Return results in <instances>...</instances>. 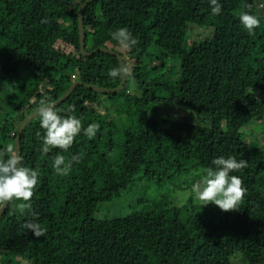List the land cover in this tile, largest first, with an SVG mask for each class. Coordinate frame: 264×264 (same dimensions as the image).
Returning <instances> with one entry per match:
<instances>
[{
  "label": "trees",
  "instance_id": "16d2710c",
  "mask_svg": "<svg viewBox=\"0 0 264 264\" xmlns=\"http://www.w3.org/2000/svg\"><path fill=\"white\" fill-rule=\"evenodd\" d=\"M85 1L0 0V151L14 148L19 125L40 99L55 102L74 81L120 85L108 76L119 67L116 58L79 53L76 12ZM218 2L219 15L209 0H93L86 6L85 51L113 50L134 65L133 78L116 94L78 87L56 107L61 116L80 119L82 128L99 125L95 138L81 132L66 152L43 153L39 118L26 125L20 152L25 166L39 170V183L26 214L13 200L0 218V264H264V149L247 135L259 127L264 144V16L256 0ZM244 11L260 19L253 35L239 22ZM190 25L211 32L181 49ZM119 28L139 41L130 53L112 40ZM173 57L177 71L167 67ZM160 104L187 109L194 123L156 116ZM70 106L74 110L66 111ZM77 154L81 162L67 176L57 175L54 157ZM221 156L248 162L232 173L247 192L230 212L211 203L201 207L191 191ZM138 180L153 187L151 197L136 200L139 210L96 216ZM32 211L44 237L23 228Z\"/></svg>",
  "mask_w": 264,
  "mask_h": 264
},
{
  "label": "clouds",
  "instance_id": "9594fccd",
  "mask_svg": "<svg viewBox=\"0 0 264 264\" xmlns=\"http://www.w3.org/2000/svg\"><path fill=\"white\" fill-rule=\"evenodd\" d=\"M209 5L213 15L221 13L222 6L218 0H209ZM239 22L249 35H253L254 30L260 25L257 15L248 11L239 13ZM111 35L118 49L124 54L130 53L139 44L127 28H119ZM133 70L134 65L131 62L122 63L119 67L111 69L108 76L127 80L133 78ZM73 110L74 108L70 106L66 111ZM35 115L44 130L42 152L45 154L54 148L66 152L78 134L83 132V135L93 139L99 129L96 123L82 128L81 120L75 116H61L55 104L47 97L39 100ZM82 155H72L68 159L63 155H57L54 157L52 167L57 175L67 176L73 164L81 162ZM212 165L204 169L201 178L192 185L191 191L195 199L200 202L201 207L211 203L223 212L236 210L243 201L247 189L243 187L242 179L232 173L246 169L248 162L244 159L237 160L232 156L227 158L221 156L214 159ZM38 183L39 170L25 166L23 157L14 150L12 144H8L3 151H0V212L15 200L20 201L15 206L16 210L22 215L26 214V210L32 208L30 201ZM31 216L32 219L24 223L23 228L36 238L44 237L46 229L38 222V213L32 211Z\"/></svg>",
  "mask_w": 264,
  "mask_h": 264
},
{
  "label": "rangeland",
  "instance_id": "374dc122",
  "mask_svg": "<svg viewBox=\"0 0 264 264\" xmlns=\"http://www.w3.org/2000/svg\"><path fill=\"white\" fill-rule=\"evenodd\" d=\"M79 1V0H77ZM256 4L258 6V8L261 10L262 15L264 16V7H261V5H264V0H256ZM211 32V29L208 27H204V26H197V25H190L188 27V34L187 37L185 39V41L183 42L181 49H188L190 47V44L194 41H198L201 39L206 38L209 33ZM29 43V42H28ZM26 44V47L31 48L32 49V45ZM65 51H69V47L65 46L64 47ZM34 51V50H33ZM37 50L35 52L32 53V51L29 53L30 56H36ZM174 59H176V61H171V59L169 58L166 62H167V67H173V71H177V69L179 68V60L176 57H173ZM39 60L37 59L36 61H34V66L32 67V71L31 74L34 75V71L37 68L38 64H39ZM130 92H134L136 90L134 84L130 85ZM156 116H162L163 114L172 116L174 118L177 119H181L183 121H188L190 123H194V121L190 116V113L188 112L187 109L180 107V106H176L173 104H160L156 107V112H155ZM171 117V118H172ZM263 124V123H262ZM264 125V124H263ZM258 128L256 127V129H254V133L253 135L248 134V138L251 140H254V138H256V140L259 142V148L264 149V144L262 143V140L259 136H261L260 132L258 134ZM259 135V136H258ZM262 137V136H261ZM247 138V139H248ZM145 187V191L144 193L141 192V189H143ZM153 187L151 184L145 182L144 180H138L136 182V184H133L129 191L124 193L122 195V197H120L119 199H115L114 201L106 204L104 203L99 210V213L96 215L98 218L101 217H107V218H114V217H124L127 216L137 210H139L140 208V204H136V200L139 199L141 196H149L151 197V195L153 194L152 191ZM234 264H240L238 261H234ZM260 264V263H258Z\"/></svg>",
  "mask_w": 264,
  "mask_h": 264
},
{
  "label": "water",
  "instance_id": "95a60500",
  "mask_svg": "<svg viewBox=\"0 0 264 264\" xmlns=\"http://www.w3.org/2000/svg\"><path fill=\"white\" fill-rule=\"evenodd\" d=\"M93 0H87L85 1L83 4H81L76 12V16H77V27H78V42H79V53L82 57H90L92 55L98 54V53H102L108 56H111L113 58H116L119 66L124 63L123 59L121 57V55H119L118 53L114 52L111 49H107L104 47L101 48H97L91 52H86L85 51V42H84V29H83V15H84V10L86 8V6L92 2ZM126 80L121 79V83L120 85L115 88V89H106V88H101L92 84H88V83H84L81 81H74L69 87L68 89L65 91V93L55 102H53L55 104V106H59L60 104H62L70 95L71 93L78 87H83L89 91L95 92V93H99V94H116L119 93L120 91H122L124 89ZM35 111H33L32 113H30L19 125L15 139H14V150L21 155L20 152V139H21V135L22 132L24 130V128L26 127V125L33 119L35 118ZM7 208V207H6ZM6 208L0 212V218L3 215V213L5 212Z\"/></svg>",
  "mask_w": 264,
  "mask_h": 264
}]
</instances>
